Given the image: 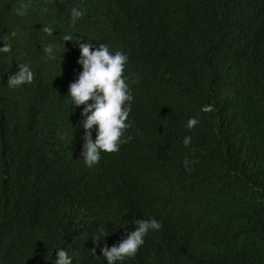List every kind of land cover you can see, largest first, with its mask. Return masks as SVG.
Here are the masks:
<instances>
[{
	"label": "trees",
	"instance_id": "1",
	"mask_svg": "<svg viewBox=\"0 0 264 264\" xmlns=\"http://www.w3.org/2000/svg\"><path fill=\"white\" fill-rule=\"evenodd\" d=\"M24 2L0 0V40L16 33L0 52V264H47L66 246L73 264H107L104 243L143 216L163 227L123 264H264V0H32L17 15ZM66 31L126 51L125 74L140 77L131 139L92 167ZM42 41L59 45L54 59ZM22 62L34 79L10 88ZM186 158L199 161L190 172Z\"/></svg>",
	"mask_w": 264,
	"mask_h": 264
},
{
	"label": "clouds",
	"instance_id": "2",
	"mask_svg": "<svg viewBox=\"0 0 264 264\" xmlns=\"http://www.w3.org/2000/svg\"><path fill=\"white\" fill-rule=\"evenodd\" d=\"M31 7L32 0H25L15 11L17 15L26 16ZM83 15V10L73 7L70 12V23L73 26L76 25ZM41 31L53 35L55 28L52 24H45ZM15 36L16 33L13 31L0 40L3 41L0 52L12 50L11 39ZM61 39L64 49H66L65 42L73 41L80 50L77 63L82 66V70L70 83L68 98L71 99V105H84L79 123V126L84 129L81 155L84 164L92 167L100 161L104 153L119 151L121 145L131 139V136L127 135V130L132 127V121L129 119L134 101L131 84L137 83L140 77L134 75L130 78L125 74L129 54L124 50L113 49L107 42L97 43L98 46H94L93 40L86 38L81 40V35L72 31L63 33ZM41 45L46 58L56 57L59 45L43 41ZM18 66L19 70L12 73L7 80L10 88L23 86L34 79L30 62H22ZM198 123L197 117L190 116L186 127L191 129ZM93 131H95V138H93ZM182 143L189 146L191 137L186 135ZM40 149L43 150V148ZM198 162V159L186 158L183 161L185 170L192 171V166ZM134 223L136 225L134 230L128 231L119 242L111 246L104 243L101 248V257L106 259L107 264H123L127 259L134 257L140 246L144 244L145 236L150 231H159L163 227V222L155 216H143L136 219ZM37 233L40 235L38 229ZM108 235L104 226H97L93 240L99 243ZM71 251L72 249L68 246L58 248L47 264H73ZM92 252L95 254V249ZM27 254L31 255L30 249L27 250Z\"/></svg>",
	"mask_w": 264,
	"mask_h": 264
},
{
	"label": "bare ground",
	"instance_id": "3",
	"mask_svg": "<svg viewBox=\"0 0 264 264\" xmlns=\"http://www.w3.org/2000/svg\"><path fill=\"white\" fill-rule=\"evenodd\" d=\"M9 184V183H8ZM21 240V239H20ZM16 242V241H15ZM21 255V254H20ZM30 256V255H29Z\"/></svg>",
	"mask_w": 264,
	"mask_h": 264
}]
</instances>
